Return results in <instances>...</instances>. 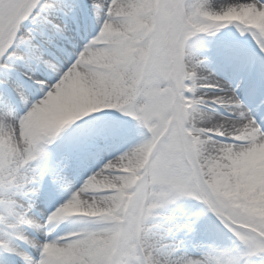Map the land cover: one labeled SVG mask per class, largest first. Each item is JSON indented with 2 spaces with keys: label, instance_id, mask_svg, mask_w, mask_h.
<instances>
[{
  "label": "snow or ice",
  "instance_id": "1",
  "mask_svg": "<svg viewBox=\"0 0 264 264\" xmlns=\"http://www.w3.org/2000/svg\"><path fill=\"white\" fill-rule=\"evenodd\" d=\"M0 264H264V0H0Z\"/></svg>",
  "mask_w": 264,
  "mask_h": 264
},
{
  "label": "bare ground",
  "instance_id": "2",
  "mask_svg": "<svg viewBox=\"0 0 264 264\" xmlns=\"http://www.w3.org/2000/svg\"><path fill=\"white\" fill-rule=\"evenodd\" d=\"M221 111H222V109H221Z\"/></svg>",
  "mask_w": 264,
  "mask_h": 264
}]
</instances>
